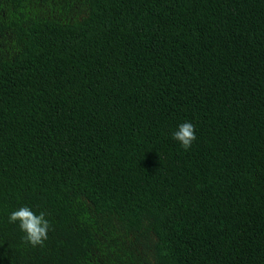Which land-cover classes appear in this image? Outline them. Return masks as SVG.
<instances>
[{
    "label": "trees",
    "instance_id": "trees-1",
    "mask_svg": "<svg viewBox=\"0 0 264 264\" xmlns=\"http://www.w3.org/2000/svg\"><path fill=\"white\" fill-rule=\"evenodd\" d=\"M0 264H264V0H0Z\"/></svg>",
    "mask_w": 264,
    "mask_h": 264
},
{
    "label": "clouds",
    "instance_id": "clouds-1",
    "mask_svg": "<svg viewBox=\"0 0 264 264\" xmlns=\"http://www.w3.org/2000/svg\"><path fill=\"white\" fill-rule=\"evenodd\" d=\"M172 138L179 142L184 150H188L196 139L194 125L191 122L180 124L177 130L172 133ZM8 219L9 223L18 222L20 230L25 234L23 240L33 247L43 246L44 241L48 238L50 224L43 212L36 214L29 207L24 206L13 211Z\"/></svg>",
    "mask_w": 264,
    "mask_h": 264
}]
</instances>
